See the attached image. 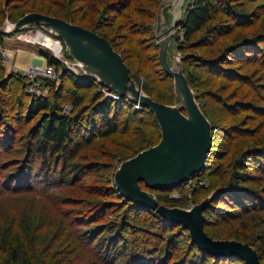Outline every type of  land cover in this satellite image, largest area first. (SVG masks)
I'll use <instances>...</instances> for the list:
<instances>
[{
	"label": "trees",
	"instance_id": "obj_1",
	"mask_svg": "<svg viewBox=\"0 0 264 264\" xmlns=\"http://www.w3.org/2000/svg\"><path fill=\"white\" fill-rule=\"evenodd\" d=\"M41 1L28 10L22 8L23 4L11 6L5 12L0 8V27L6 19L17 22L35 12L91 30L108 40L123 57L132 78L147 95L161 104H174L173 79L163 69L158 45L157 64H154L147 57V41L135 39L136 33L149 31L156 42L154 22L161 0ZM222 16L226 20H222ZM181 25L184 37L180 40L177 35L178 50L187 55L183 60L184 74L203 113L206 115L208 111L201 99L205 93H213L214 101L215 95L222 99L216 103L225 117L243 114L241 120L224 129L232 143L237 144L233 157L226 155L227 150H219L224 141L214 134L215 127L210 121L213 138L206 164L184 184L198 180V175L212 169L213 162L216 174L224 178L230 173V179L213 190L203 195L200 190L195 191L193 204L201 203L215 192L204 210L206 233L216 239L250 243L264 264V186L257 187L264 182V133L261 132L264 123L256 127L244 126L248 117L258 115L264 119V0H189ZM242 33V40L231 42L234 36ZM4 37L7 36L0 35V49L5 46ZM52 37L65 50L63 41ZM122 46L124 49H119ZM39 53L48 66L56 69L58 80L63 83L64 78L62 91L69 101L62 105L54 102L56 95L52 93L57 81L48 78L38 79L42 88L48 90L47 97L26 95L23 91L29 100L27 122L35 121L39 115L41 118L34 140V136L28 137L29 132L23 135L22 145L27 147L25 155L13 157L9 165L4 164L0 170V196L16 197L19 201L15 209L0 215V264H204L206 261L221 264L243 261L238 257H216L200 250L180 224L167 222L155 211L120 195L114 183L115 172L110 174L109 171L111 181L108 174L112 169L110 159L114 158V146L107 148L106 140L99 142L98 147L84 149L83 141L87 136L105 140L121 134L117 150L119 155L122 153V161L128 160L160 142L161 129L155 115L141 107L137 115L143 117L138 126L131 128V122L121 126L118 118L125 108L136 111L134 104L95 78L69 70L53 54L45 50ZM220 81L226 84L217 86ZM88 90L92 94L90 98L82 92ZM67 104L72 107L68 115L64 112ZM12 134L11 125L2 118L0 157L12 153V146L15 147L9 140ZM224 161L231 162L223 166ZM93 170L95 177H92ZM142 187L145 186L142 184ZM57 188L71 190L73 195L56 193ZM37 196L46 203L34 210L39 204L34 201ZM30 199L33 203H27ZM157 199L167 204L158 195ZM219 203L225 206H217ZM28 205H33L30 211ZM116 207L127 210L118 215V221L105 222ZM140 209L152 213L163 229L186 230L188 242L185 240V244L191 246L186 247L173 234L161 246L142 230H133L136 236L128 238L127 230L132 229L127 224L128 217ZM80 226H88L85 233L76 229ZM217 228L224 231L221 235L225 236L210 234ZM228 228L233 229L229 231ZM248 229H254L252 236L246 232ZM194 251L196 253L192 254Z\"/></svg>",
	"mask_w": 264,
	"mask_h": 264
},
{
	"label": "water",
	"instance_id": "obj_2",
	"mask_svg": "<svg viewBox=\"0 0 264 264\" xmlns=\"http://www.w3.org/2000/svg\"><path fill=\"white\" fill-rule=\"evenodd\" d=\"M188 4L189 0H161L155 21L159 58L174 83L176 101L172 105L161 104L147 95L110 42L84 27L32 12L15 23L0 27V35L9 36L29 27H39L63 41L74 68L113 89L132 104L148 108L159 124L161 140L121 163L114 178L120 195L155 211L172 224H180L188 230L192 243L206 253L216 257H238L245 264H262L257 250L248 243L215 240L205 232L204 210L215 192L191 209H182L169 208L154 194L142 189V184L153 191H169L182 186L202 171L212 147L213 125L203 113L184 74L183 60L187 55L179 52L176 41L177 29ZM170 55L173 58L170 59Z\"/></svg>",
	"mask_w": 264,
	"mask_h": 264
},
{
	"label": "rangeland",
	"instance_id": "obj_3",
	"mask_svg": "<svg viewBox=\"0 0 264 264\" xmlns=\"http://www.w3.org/2000/svg\"><path fill=\"white\" fill-rule=\"evenodd\" d=\"M38 1L42 2L41 0H0V8L3 12H5L6 10L7 11L10 10L11 6L12 7H14V6L21 7L23 4L24 7H22V8L28 10L29 7H32ZM158 10H159V8H158ZM222 20H226V18L222 16ZM229 22H231V19ZM9 23H15V22H11L9 19H6L4 24L1 27H3V26L6 27L9 25ZM148 27H150V31H151L152 23L150 21H149ZM41 33L48 35L50 38L49 37H42ZM154 35H155V22H154ZM177 35L179 36L180 40H183L184 32H183L182 25L179 26V28L177 29ZM242 35H243V33L237 34L236 36H234L233 41H231V42L240 41V39L242 38ZM9 36L4 37L5 46H4V48H2L3 51L7 52L8 58L4 57L2 54H0L2 56V59H0V121H2V118H6V120L11 125V127L13 129V134H12V136H10L9 140L11 139V143L15 144V147L12 146V144H10V146H12V150H13L12 153L16 150H18V151H16V154L12 155V153H10L8 155L0 157V170L3 169V167L9 165V163L13 159V157H18L20 155H21L20 157H23V155H25V153L27 151V147H25V145L24 146L22 145L23 140L25 139L23 136L24 134L29 132L28 137L31 138L34 136L33 140L37 136V130L36 129L38 128L39 119L41 118V115H39V117L35 121L27 122L26 112H27V106L29 104V100H27V98H25L24 93L26 95H28V94L35 95L34 92H31V86H32V82L30 81L31 77H28L27 75H25V72L28 71L32 66H34V67L35 66H43V67L47 66V62L45 61V59L40 57L39 50H45L49 54H53L56 58L57 57L60 58V61L62 64H64L62 61V60H64V61L68 62L69 66L71 68H74L71 64L72 60H70L65 55L66 48L64 50V47L60 42H58L56 39H54L50 33L44 31L41 28L29 27L27 29H24L23 31H20L18 33H15V34L9 35ZM39 36H41V38ZM136 38H138V39L141 38V39H144L145 41H147V43H146V46L148 48L146 51L147 57L149 58L150 62L157 64V58H158L157 40L155 42L153 37H151V33L149 31H147L146 33L140 34V35L136 33L135 39ZM119 49H124V46H122V48H119ZM171 51H173V49ZM171 58H173V55H170V59ZM66 67L68 68V66H66ZM74 69H77V68L75 67ZM69 70H71V69H69ZM25 81H26V83H25ZM53 81H57V83H56L57 88L52 93L53 95H56L55 99L57 101H54L52 98L51 99L56 104H59V105H62L65 102H68L69 101L68 95L62 91L63 85L65 83L64 78H63V83H62V80H58V77H57V79H55ZM222 84H226V83H224V81L223 82L220 81L219 83H217V86H220ZM23 91H24V93H23ZM82 92H84L87 95V98H90L92 96L90 90L82 91ZM41 93L45 94V97L48 96V90L47 89L42 88ZM49 94H50V92H49ZM205 94L206 95H203L204 98L201 99V102L205 105V107L208 111L206 115L215 127L214 134L219 136L220 140L223 139V141H224V143L222 144V147L219 148V150L224 151V152L227 150L226 155L229 154L233 157L235 154V149H236L237 144L232 143V140H230L228 138V135H227L228 131L226 130L227 131L226 132L224 129L231 127L230 125L233 122L236 123L239 120H241L243 118V114L241 116H237V117L232 116V115H230L229 118L225 117L223 115V113L220 111L221 110L220 105H218V103H216V101L222 100L220 98V96L215 95L216 98L215 97L214 98L216 99V101H214L212 99L213 93L212 94L205 93ZM138 110L139 109H137L135 111L132 109L125 108L124 113L118 118L119 124H121V126H122L124 123L129 124V122H131V125H130L131 128L138 126L139 120L143 117V115H137ZM71 111H72V107L67 104L65 106V109H64L65 114L68 115ZM249 121H250V123H248ZM261 123H264V119L259 117L258 115H255L254 117H250V118L248 117V119H245L244 126H249V124H250V126L256 127L258 124H261ZM140 129L142 130V128H140ZM261 132L264 133L263 130ZM224 133H226V134L223 135ZM119 137H121V134L114 135V136L110 137L109 139H105V140L99 139V138H94L91 136H87V138L83 141L84 149L92 148V147H98L99 142H104L106 140L108 141V142H106V145L108 146L107 148L114 146V148L112 150V152L114 154V158L110 159V161L112 162V169L108 170V174H109V171H110V174L111 173L113 174V171L116 173V171L119 168V166L121 165V163L123 161H126V160L122 161V157H121L122 153H121V155H119V150H117L118 146H120V145H117V144H119L117 142V139H121ZM126 137L128 138L129 134H126ZM124 139H126V138H124ZM110 142L115 143V144L111 145ZM216 142L218 144L219 141L216 139ZM216 142H215V144H216ZM19 147H22V148L20 149ZM214 148H216V146ZM22 151H23V153L21 154ZM101 157L104 158L103 155H101ZM133 157H135V156H133ZM229 162H231V161H224L223 166H228ZM4 164H6V165L3 166ZM211 166H212V169H209L205 173L198 175V180L194 181L193 183H192V181L191 182L189 181L188 184H183L182 186L175 188L173 190L154 191V192H156V193H154L153 190H150L146 187H142V189L154 194L156 197L158 195V197H160L163 201L167 202V204L163 203V205H165L169 208L191 209V207L198 204V203L193 204V199L195 198V196H194L195 191L200 190L202 192V195H203L204 192H209V191L213 190V188L215 186L222 185L230 179V176H229L230 173L227 176H224V178L222 177L223 175H220L218 173L216 174V172L214 171L215 162L211 163ZM250 172H253V171H250ZM115 173H114V178H115ZM95 174H96V171L93 170L92 171V177H95L94 176ZM110 174H109V177H110V181H111L112 175H110ZM249 177H251V176H249ZM262 186H264V182H262V184L260 186L257 185V187H259V188H261ZM62 189L63 188H57V189H55V192L56 193L61 192L62 194L73 195V192L71 190H66V189L62 190ZM211 194L208 195L207 198L210 197ZM34 201L36 203L40 204V205L36 204L34 206V210H35V207H37V208H39L40 206L43 207V205L46 203V201L44 199H42L40 196L34 197ZM27 203H33V200L30 199L27 201ZM168 203H179V204H185V205L188 204V205L182 207V206L169 205ZM18 204H19V201L16 200V197H8V196H4V195L0 196V215L3 212L15 209L17 207L16 205H18ZM220 204H221V206H225L222 203L217 204V206H219ZM32 207H33V205H28V207H27L28 211H30L32 209ZM129 207H131V206H129ZM126 210L127 209H125V208L120 209L117 207L112 209L110 211L111 212L110 218L106 219L105 222H107V221H110V222L118 221V218H117L118 215L123 214V212H125ZM221 213H223V212H221ZM212 216H214V215H212ZM212 219H214V217ZM97 223H98V225L102 224V222H97ZM149 223H152V225H149ZM127 224L132 228V229L127 230V236L130 239H132V238H134V236H136L135 233L133 232V230H135V231L142 230L143 232L147 233L148 238H150L151 240H154V242H156L157 244H161V246H164L166 244L167 238L170 234L175 235L177 240L184 242V245L186 247H188V245L191 246V244H188V245L185 244V240H186V242H188L187 241L188 232L186 230L172 228L169 231V230L163 229L161 227L160 222H158L155 218H153L152 213L151 214L146 213L142 209L136 210L134 215L130 214L128 217V220H127ZM250 225L252 226V222L250 223ZM241 227H243V226L241 225ZM87 228H88V226L76 227V229L82 230L84 233H85ZM232 229L233 228H228L229 231ZM241 229H242V231L244 230L243 228H241ZM219 230L220 229H218V228L213 229L212 231H210V234L217 237V236L221 235V232H224V231H219ZM207 231H208V229H207ZM246 232H249V234L252 236L254 234V229L252 231H249V229H248ZM262 234L264 235V231L262 232ZM208 236L215 239V240H231V239H227V238L226 239H216V238L210 236L209 234H208ZM221 236H225V235H221ZM239 242H241V241H239ZM241 243H248V242H241ZM248 244L250 246H252L250 243H248ZM195 253L196 252L194 251L192 254H195ZM124 254H127V253L125 252ZM204 264H213V262L206 261V263H204ZM221 264H245V263H244V261L239 262L237 260H234V261L228 262V263L222 262Z\"/></svg>",
	"mask_w": 264,
	"mask_h": 264
},
{
	"label": "built area",
	"instance_id": "obj_4",
	"mask_svg": "<svg viewBox=\"0 0 264 264\" xmlns=\"http://www.w3.org/2000/svg\"><path fill=\"white\" fill-rule=\"evenodd\" d=\"M0 54H2L4 57L8 58L7 52L3 51L2 49L0 50ZM58 58V57H57ZM60 60V58H58ZM64 65L68 66L69 69H71V71L75 72V73H79L78 69H74L71 68L68 64V62L62 60ZM25 75H27L30 78V81L32 82V86H31V92H34L35 94L39 95V96H45V94L41 93V89L42 86L41 84L38 82L39 78H48L51 80H55L57 79V72L56 69L54 67L51 66H32L28 71L25 72ZM136 109H140L141 107L139 105H135Z\"/></svg>",
	"mask_w": 264,
	"mask_h": 264
},
{
	"label": "bare ground",
	"instance_id": "obj_5",
	"mask_svg": "<svg viewBox=\"0 0 264 264\" xmlns=\"http://www.w3.org/2000/svg\"><path fill=\"white\" fill-rule=\"evenodd\" d=\"M41 36H42V37H49L48 35H46V34H42V33H41ZM41 36H39V37L41 38ZM49 38H50V37H49ZM40 43H41V42H40Z\"/></svg>",
	"mask_w": 264,
	"mask_h": 264
}]
</instances>
